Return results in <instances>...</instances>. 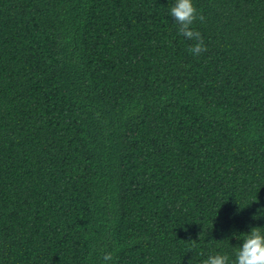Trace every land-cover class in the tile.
<instances>
[{"label": "trees", "instance_id": "1", "mask_svg": "<svg viewBox=\"0 0 264 264\" xmlns=\"http://www.w3.org/2000/svg\"><path fill=\"white\" fill-rule=\"evenodd\" d=\"M172 2L0 0V264H231L264 227V0H192L199 56Z\"/></svg>", "mask_w": 264, "mask_h": 264}, {"label": "clouds", "instance_id": "2", "mask_svg": "<svg viewBox=\"0 0 264 264\" xmlns=\"http://www.w3.org/2000/svg\"><path fill=\"white\" fill-rule=\"evenodd\" d=\"M170 15L178 26V34L195 42L189 48L192 54L199 56L207 51L201 33L192 27L197 19H203V16H198L192 0H173ZM241 240L243 243L235 248L231 264H264V227H252L250 232L242 234ZM103 259L107 264L113 257L107 253ZM201 264H230V261L228 255L216 253L203 259Z\"/></svg>", "mask_w": 264, "mask_h": 264}]
</instances>
